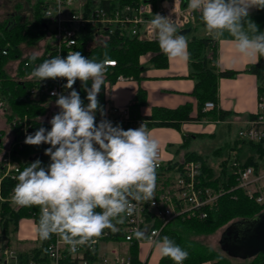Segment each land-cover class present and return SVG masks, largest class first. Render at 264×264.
<instances>
[{
  "label": "built area",
  "instance_id": "built-area-1",
  "mask_svg": "<svg viewBox=\"0 0 264 264\" xmlns=\"http://www.w3.org/2000/svg\"><path fill=\"white\" fill-rule=\"evenodd\" d=\"M104 3L107 5H103ZM188 3L189 0H43L46 39L41 44L45 47L40 55L45 59L54 56L64 58V55L70 52H80L84 43L85 52H89L96 47L111 43L115 37L158 41L149 23L155 14L169 17L176 30L189 26L193 30L204 25L201 12L190 10ZM49 10L53 12V16L46 17ZM206 35L212 37L209 32ZM105 60L106 75L108 69L116 67L118 63L114 58ZM128 78L131 77L120 74L116 81ZM16 80L21 83H31L26 90L27 97L44 106L45 111L36 116L15 114L9 121L11 139H3L4 134L0 133V212L4 202H9L16 208L20 207L11 202L15 186L10 182L17 184L15 177L23 171L22 163L26 158L21 152L27 145L24 143L26 133L34 134L40 127L50 130L49 121L61 111L55 103L58 97L53 93L67 95L71 91L64 87L67 83L66 78L39 81L29 79L28 74L18 76ZM111 84L110 80H106L105 86L101 87L103 95L98 94V109L102 107L105 115L101 116V112L97 110L96 123L106 119L113 126L119 125L127 130L136 129L144 122L148 128L150 122L148 117L134 111L130 105L121 107L106 99V91ZM80 86V81L73 84V88L78 93ZM99 96L102 98L100 99ZM216 106L215 102L207 101L205 110ZM0 108L6 112L10 109L8 96L1 90ZM238 138L253 142L264 139V96L259 98L258 113L239 128ZM48 147L50 145L44 144L39 153L45 156L44 152ZM35 155L36 152L32 154ZM46 157L49 164L50 157ZM154 163L156 180L152 199L137 201L132 196H128V207L132 209V213L121 214L124 218L122 224L117 223L121 217L112 218L111 222L116 226V231L105 228L99 237H93L87 244H77L75 251H71L70 246L59 235L52 234L43 252L35 258L32 251L40 248L41 238L38 234L39 223L36 220V213H33L32 216L22 219H28L33 223L36 229L35 237L16 242L14 238L11 240L3 238L0 230V264H136L135 248L138 252V264H148L149 256L156 246L153 241L162 237L163 229L168 223L179 217L207 218L224 192L240 189L250 199L264 204V160L258 166L245 165L236 155L232 156L229 174L235 179V184L230 188L223 185L215 188L204 184L200 161L183 159L171 162L159 145ZM228 178L229 176L225 179L226 183ZM95 211L101 212L102 209L97 208ZM146 226H149L148 231H145ZM134 230L143 231L145 238L138 240L134 236ZM22 241L32 242L30 245L26 244L28 245L26 248ZM144 249L146 256L142 257L141 253ZM25 253L29 254L27 259L23 255Z\"/></svg>",
  "mask_w": 264,
  "mask_h": 264
},
{
  "label": "clouds",
  "instance_id": "clouds-1",
  "mask_svg": "<svg viewBox=\"0 0 264 264\" xmlns=\"http://www.w3.org/2000/svg\"><path fill=\"white\" fill-rule=\"evenodd\" d=\"M264 9V0H189L188 8L200 11L201 19L210 34L228 31L237 50L248 56H264V32L245 18L251 7ZM53 16L49 10L46 17ZM161 51L176 58H187V41L178 34L169 17L155 14L149 21ZM36 57H33L35 59ZM107 61L97 62L73 51L64 58L54 56L44 60L29 74V79L66 78L67 94H57L56 105L61 111L49 123L51 129L40 127L34 134L26 133L27 145H50L44 154L50 157L45 167L37 159L27 164L15 179L11 202L17 206L38 205L41 219L38 234L47 240L52 234L60 236L70 246L87 244L99 237L105 228L116 231L111 220L122 213L131 214L128 196L149 201L155 189V157L157 144L152 140L144 122L136 129L124 130L106 119L97 124L98 94L105 83ZM77 80L83 82L89 103L85 106L73 88ZM91 80V88L87 82ZM98 145V147H96ZM135 189V191H132ZM97 208L101 212L95 211ZM134 236L145 238V233L134 230ZM153 243L162 256L175 264H182L189 253L168 236Z\"/></svg>",
  "mask_w": 264,
  "mask_h": 264
},
{
  "label": "trees",
  "instance_id": "trees-1",
  "mask_svg": "<svg viewBox=\"0 0 264 264\" xmlns=\"http://www.w3.org/2000/svg\"><path fill=\"white\" fill-rule=\"evenodd\" d=\"M43 0H34L33 17L31 23L22 22L19 17L15 16L11 20L0 23V90L6 94L10 103V112L7 114V120L10 121L15 114H29L36 116L44 113L45 107L40 103L33 102L27 97V88L31 83H21L16 80L18 76H25L41 64L44 60L42 55H26L24 56L21 49L22 44L29 46L36 45L39 41L46 37V29L43 23L42 12ZM107 5V4H103ZM264 9L258 8V11ZM250 21V20H249ZM195 29V28H194ZM193 29V30H194ZM189 35H191V33ZM87 42V41H84ZM216 40L208 35H193L187 42L188 59L190 64L189 76L194 79L195 86L193 95L196 97L197 115L192 116L193 104L186 103L176 108H168L162 106L153 107L152 113L147 115L150 119L148 127H170L181 131L182 123L190 120L202 119H225L229 114L228 111L218 109L217 106L205 110V103L213 101L218 103L219 79L221 77H233L238 71L220 70L217 66V48ZM85 43L80 48V53L97 62L108 58L117 59L118 65L110 68L104 77V81L110 80L116 82L118 75L123 74L136 80L142 78V73L147 69V65L143 63V58L149 55V63L156 67H166L168 65V56L165 55L158 41H144L138 38L112 39V42L105 46H100L85 52ZM6 51V53H4ZM67 55H64L66 57ZM33 57H36L33 59ZM10 60L17 61V70L15 75H10L7 62ZM246 71L256 73L259 77V98L264 96V56H259L256 63L250 64ZM80 81V80H77ZM81 82L79 95L84 104L89 103L87 100V92L85 91L83 82ZM92 81L87 82V87L91 88ZM105 83L101 86L104 87ZM103 95V94H100ZM101 99L102 96H99ZM146 101V92L140 88L138 90L135 102L133 104L134 111H138L139 107ZM187 138L184 136V142ZM183 143L180 145L182 146ZM44 144L25 145L22 154L26 160L22 163V168L39 159L42 166H47L46 155H41ZM229 149L233 154H228L219 164L218 169H214L203 156L195 151H187L184 153V160H198L202 163V181L204 184L218 188L220 185L230 188L235 184V179L229 174V162L232 156L236 155L245 165L258 166L264 160V139L259 142L242 140L237 138L233 144L229 145ZM36 152L35 156H32ZM221 153V151H218ZM230 153V152H229ZM228 178V183L225 179ZM11 185H16L10 182ZM264 212V204H260L246 196L240 189L230 192H224L218 199L217 206L213 208L207 218H176L168 223L162 233V237L168 236L176 245L186 250L189 255L182 264H244L235 263L229 254H223L213 250L206 244L194 240L193 235L210 234L224 226L225 224H239L246 219H252ZM36 213V220L40 223L41 208L38 205L26 207H14L9 202L2 203L0 212L1 236L3 238L12 239L19 229V221ZM228 225V226H229ZM51 236L47 240L41 239L39 249H33L36 258L51 240ZM160 238V239H161ZM227 253V252H226ZM135 263L138 264L137 248L134 251ZM25 258L28 253L23 254ZM247 264H264V253H260L249 258ZM158 264H175L167 256H162Z\"/></svg>",
  "mask_w": 264,
  "mask_h": 264
},
{
  "label": "crops",
  "instance_id": "crops-1",
  "mask_svg": "<svg viewBox=\"0 0 264 264\" xmlns=\"http://www.w3.org/2000/svg\"><path fill=\"white\" fill-rule=\"evenodd\" d=\"M157 3L155 2V4ZM249 20L257 25L259 32H264V10L258 11V7L255 6L249 9V16L244 21L245 31H249L247 28ZM200 27L204 29L206 35L208 31L205 24ZM178 31L176 30L177 33ZM211 35L216 38L218 68L220 70L238 71L233 77H221L219 79L217 108L228 111L229 114L225 119H194L183 122L181 131L170 127H150L152 130L149 137L164 149L168 160L172 156L166 150L167 144L173 147L176 141L181 142L184 136H189L191 133H214L216 124L242 127L259 111V77L256 73L246 71L250 64L258 62L259 56H248L240 53L236 48L235 38L228 31H224L222 35L218 33ZM249 35H252L250 31ZM184 37L188 42L189 34H185ZM144 64L147 65V69L142 73L140 80L131 77L112 83L107 88L106 99L117 106L130 105L133 107L138 90L142 88L146 92V101L138 109L141 115H150L155 106L176 108L186 103H192V116L195 117L198 111V102L193 95L195 81L189 76L188 51L186 59L168 56L166 67H156L149 62ZM225 121L233 122L226 123ZM174 132L177 135H174ZM35 235L36 229L33 223L28 219H22L14 240L20 242L26 238H33ZM31 242L28 241V244ZM22 243L24 242L22 241ZM161 257L159 251L155 257L156 264L159 263Z\"/></svg>",
  "mask_w": 264,
  "mask_h": 264
},
{
  "label": "rangeland",
  "instance_id": "rangeland-1",
  "mask_svg": "<svg viewBox=\"0 0 264 264\" xmlns=\"http://www.w3.org/2000/svg\"><path fill=\"white\" fill-rule=\"evenodd\" d=\"M33 3L34 0H0V23H3L4 21L7 20H11L15 16L19 17V19L22 22H26V23L33 22L34 20ZM193 35H197V36L205 35L204 29L201 27L195 28L193 30V33H191L189 37H192ZM45 39L46 37L43 38L34 46L22 44L21 49L24 53L23 55L24 56L30 54L40 55L45 47V45H41L43 44ZM143 60H144L143 63H148L150 60L149 55L145 56ZM6 68H8V72L10 75H15L17 70V61L10 60L9 62H7ZM101 93L102 91L100 90L99 95ZM9 112H6L2 108H0V133H2V135L4 134L3 139H8L12 135L10 124L9 121L7 120V114ZM239 128L240 127L238 125L228 126V125L216 124L214 133H210V132L193 133V134L191 133L189 136H185V138H187L185 142L184 139L181 140V142L176 141V144L173 147L167 144L166 150L168 151L169 155L172 156L170 161L171 162L181 161L184 159L183 155L185 152L195 151L196 153L203 156L204 159L208 163H210L214 169H218L221 160L225 158L228 154L230 155L233 154V152L229 149V145L233 144L234 141L237 139ZM151 130L152 128L150 127L146 128V131L149 136ZM174 135H177L176 132H174ZM182 143L183 145L180 146ZM218 151H221V153H218ZM230 223L225 224L224 226H222L213 233L193 235V238L194 240H197L200 243L206 244L213 250L219 251L223 254H228L222 248L221 240ZM148 229L149 226H146L145 231H148ZM0 230L2 229L0 228ZM16 234L17 233H15V235ZM26 244H28V242H25L23 246L26 247L30 245V244L28 245ZM145 249L142 250L141 253L142 257L146 256ZM157 253H159V249L158 247L155 246L151 255L149 256L148 264H156L155 257ZM233 257H235L232 258L233 262L235 263L242 262L244 264H247L250 260L249 258L243 259L237 256H233Z\"/></svg>",
  "mask_w": 264,
  "mask_h": 264
},
{
  "label": "water",
  "instance_id": "water-1",
  "mask_svg": "<svg viewBox=\"0 0 264 264\" xmlns=\"http://www.w3.org/2000/svg\"><path fill=\"white\" fill-rule=\"evenodd\" d=\"M191 31L192 27L189 26L179 30L178 33L185 35ZM221 244L229 255L243 259L264 253V212L239 224L229 225Z\"/></svg>",
  "mask_w": 264,
  "mask_h": 264
}]
</instances>
